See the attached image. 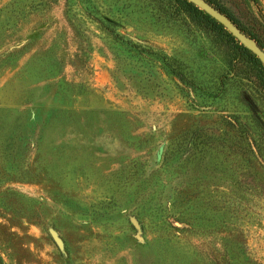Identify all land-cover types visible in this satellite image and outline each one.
<instances>
[{
	"label": "rangeland",
	"instance_id": "rangeland-1",
	"mask_svg": "<svg viewBox=\"0 0 264 264\" xmlns=\"http://www.w3.org/2000/svg\"><path fill=\"white\" fill-rule=\"evenodd\" d=\"M173 10L0 0V264H264V98Z\"/></svg>",
	"mask_w": 264,
	"mask_h": 264
},
{
	"label": "trees",
	"instance_id": "trees-1",
	"mask_svg": "<svg viewBox=\"0 0 264 264\" xmlns=\"http://www.w3.org/2000/svg\"><path fill=\"white\" fill-rule=\"evenodd\" d=\"M174 9L171 14H183L191 23L199 27L211 42L219 50L227 67V72L234 77L245 79L252 87L264 98V65L261 61L247 48L240 44L221 24L211 18L208 14L189 3L187 0H169ZM221 13L226 15L243 33L251 37L258 46L264 50V45L260 40L256 28V22L251 24L249 21L243 22L236 17L225 6L219 4L216 0H206ZM264 27L263 24L259 25ZM171 67V65H169ZM172 68V67H171ZM172 73L181 80L185 81V75L178 69L172 68ZM241 239L239 244L237 240ZM244 244L242 236H236L232 244L227 248V254L215 264H259L247 257L244 253ZM224 248H226L224 246ZM226 250V249H225Z\"/></svg>",
	"mask_w": 264,
	"mask_h": 264
},
{
	"label": "water",
	"instance_id": "water-1",
	"mask_svg": "<svg viewBox=\"0 0 264 264\" xmlns=\"http://www.w3.org/2000/svg\"><path fill=\"white\" fill-rule=\"evenodd\" d=\"M221 24L236 40L251 51L264 65V50L245 33H243L226 15L209 4L206 0H187Z\"/></svg>",
	"mask_w": 264,
	"mask_h": 264
}]
</instances>
